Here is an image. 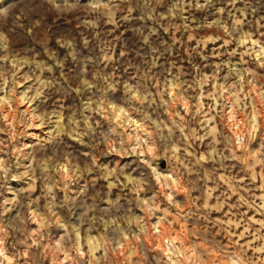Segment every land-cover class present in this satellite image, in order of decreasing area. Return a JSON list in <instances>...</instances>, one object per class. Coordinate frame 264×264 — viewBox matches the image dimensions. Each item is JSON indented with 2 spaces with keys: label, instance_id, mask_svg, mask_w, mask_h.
Returning <instances> with one entry per match:
<instances>
[{
  "label": "rangeland",
  "instance_id": "rangeland-1",
  "mask_svg": "<svg viewBox=\"0 0 264 264\" xmlns=\"http://www.w3.org/2000/svg\"><path fill=\"white\" fill-rule=\"evenodd\" d=\"M0 264H264V0H0Z\"/></svg>",
  "mask_w": 264,
  "mask_h": 264
}]
</instances>
